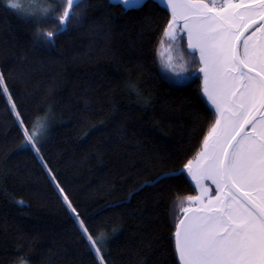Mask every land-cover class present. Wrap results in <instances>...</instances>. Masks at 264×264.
<instances>
[{
  "label": "trees",
  "instance_id": "16d2710c",
  "mask_svg": "<svg viewBox=\"0 0 264 264\" xmlns=\"http://www.w3.org/2000/svg\"><path fill=\"white\" fill-rule=\"evenodd\" d=\"M80 4V21L44 42L34 22L0 0L8 89L0 88V264H178L174 205L196 188L186 172L173 173L195 157L214 119L200 92L199 60L184 61L182 77L163 69L169 14L158 0ZM12 104L29 130L50 114L43 160L21 145ZM49 170L90 234L106 237L101 256Z\"/></svg>",
  "mask_w": 264,
  "mask_h": 264
},
{
  "label": "snow or ice",
  "instance_id": "6c2138e0",
  "mask_svg": "<svg viewBox=\"0 0 264 264\" xmlns=\"http://www.w3.org/2000/svg\"><path fill=\"white\" fill-rule=\"evenodd\" d=\"M6 2L18 15L35 23V36L44 42H54L70 21H80V13L74 11L81 7L80 0ZM119 2L126 6L129 0ZM158 2L169 14L162 33L169 43V67L170 53H180L186 37L187 63H197L195 57L199 56L200 92L214 109V119L195 158L173 173L186 172L198 192L178 199L174 205L182 213L176 216L171 235L176 261L264 264V0ZM177 27L179 34L174 30ZM179 58L183 60V55ZM5 85L0 75V88L8 95ZM12 111L23 132L21 145H30L43 160L41 137L48 130L50 114L36 117L29 130L15 104ZM52 179L88 245L101 256L106 237L90 234L64 190L54 176ZM205 181L215 185L214 196L209 194ZM185 204L194 206H182Z\"/></svg>",
  "mask_w": 264,
  "mask_h": 264
},
{
  "label": "rangeland",
  "instance_id": "374dc122",
  "mask_svg": "<svg viewBox=\"0 0 264 264\" xmlns=\"http://www.w3.org/2000/svg\"><path fill=\"white\" fill-rule=\"evenodd\" d=\"M114 1L119 2V0H114ZM139 1H141V0H129V2H128V4L126 6L135 5ZM177 23H178V25H182V21H178ZM174 30L178 34L180 33V28L179 27L175 28ZM184 41H185L186 48H187V40H186V37L184 38ZM182 44L180 45V49H181V52L180 53H176L175 51H173V52L170 53V55L172 56V61H171V66L170 67H169V64H168V60H169V51H168L169 50V43L166 42V38L164 39V41H163V43H162V45L160 47V50H159V59H160V63L162 65L163 69L166 70L167 72H169L171 75H174L176 77H182L183 76V75H179V73L185 72L186 68H185L184 61H188V56L185 55ZM180 55H183V60H181L179 58ZM197 58L199 60V56L198 55H197ZM210 106H211V104H210ZM193 184H194V186L196 188V185H195L194 182H193ZM204 184H205V187L208 188L209 194L214 196L215 195V191H214L215 185H213L211 183V181H205ZM197 194H198V192H197V189H196V195ZM184 206H194V205H187V204H185ZM181 215H182V213H181ZM18 264H22V262H19ZM23 264H26V262H23Z\"/></svg>",
  "mask_w": 264,
  "mask_h": 264
},
{
  "label": "water",
  "instance_id": "95a60500",
  "mask_svg": "<svg viewBox=\"0 0 264 264\" xmlns=\"http://www.w3.org/2000/svg\"><path fill=\"white\" fill-rule=\"evenodd\" d=\"M112 1H114V0H112ZM142 1V0H141ZM140 2V1H139Z\"/></svg>",
  "mask_w": 264,
  "mask_h": 264
}]
</instances>
